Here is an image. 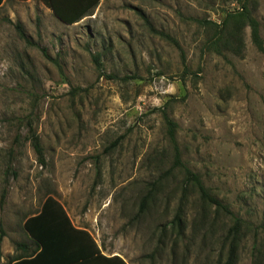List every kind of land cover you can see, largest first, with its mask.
<instances>
[{"label": "rangeland", "instance_id": "374dc122", "mask_svg": "<svg viewBox=\"0 0 264 264\" xmlns=\"http://www.w3.org/2000/svg\"><path fill=\"white\" fill-rule=\"evenodd\" d=\"M8 4L0 8L3 264L22 254L17 244L34 248L28 221L50 202L102 255L126 264H225L234 218L242 222L235 264H264V50L237 15L244 5L264 49V0H100L73 25L37 3ZM228 14L225 30L239 26V42L217 53L215 25ZM162 111L176 125L180 164L234 218L205 209L185 186ZM183 193L178 235L170 222Z\"/></svg>", "mask_w": 264, "mask_h": 264}, {"label": "trees", "instance_id": "16d2710c", "mask_svg": "<svg viewBox=\"0 0 264 264\" xmlns=\"http://www.w3.org/2000/svg\"><path fill=\"white\" fill-rule=\"evenodd\" d=\"M42 1L46 7L51 10L55 18L66 25H73L83 18L92 15V10L97 7L100 0H89L87 5L81 8L80 12H74L68 5L70 0ZM71 3L70 1V4ZM241 8L242 12H239L237 15L245 22V25L249 27L252 43L258 51L263 52V43L259 35V24L246 13L244 5ZM232 16L233 15L228 14L220 26L215 25L218 29L213 36L214 43H211L210 46H213L217 53H219L222 48L231 49L235 43L237 44L239 42V34L241 31L239 26L234 27L230 32H226L225 30ZM159 35L171 41L182 55L181 49L175 41L162 34ZM220 44L222 47H220ZM93 62L96 65L97 71L101 72L99 55L93 57ZM162 118L166 125L167 137L174 150V164L182 168L185 186H191L195 190L199 200L205 205V209L214 208L216 214L234 218V215L228 208L210 194L200 176L180 164L175 138L176 125L168 118L164 111H162ZM27 140L30 142L38 163L40 166H44L45 158L43 148L38 135L31 128L30 124L28 125ZM115 144L116 143H114V146ZM4 198L5 193L0 197V206L3 204ZM186 199L187 196L183 193L179 201L178 211L170 222V224L177 229L178 235L184 233L183 223L181 221V209ZM150 200V195L142 199L138 210L139 214H145ZM49 204L51 205L50 207H44L40 214L28 221L26 231L33 240L34 248L31 249L28 245L17 244L15 250L17 251L20 249L22 254L14 256L8 264L13 262H15V264H126L118 256L106 257L102 255L94 243L91 242L87 233H82L74 229L64 212L56 207V204L53 202ZM202 219L207 223V218L203 217ZM241 223L240 219L234 218L233 225L226 231L224 240L225 242H229V250L225 264H235L237 254L236 244L239 234L241 233ZM4 237L5 233L0 229V247Z\"/></svg>", "mask_w": 264, "mask_h": 264}, {"label": "crops", "instance_id": "0c3cea01", "mask_svg": "<svg viewBox=\"0 0 264 264\" xmlns=\"http://www.w3.org/2000/svg\"><path fill=\"white\" fill-rule=\"evenodd\" d=\"M70 1L72 2L71 4H70ZM70 1H69L68 5L74 10V12H80L81 8L85 5H87L89 0H70ZM13 2L14 3H27V4H29L31 2L37 3L43 7V9L41 8V10H43L46 14L51 13V15H53L51 10L46 7V5L44 4V2L42 0H1L0 8L4 7L5 5H9L8 3H13ZM4 239H5V237L3 238V240ZM3 240H2L1 246L3 245ZM0 252H2L0 255V264H3L4 257H7V255H6L7 253H4L3 247L2 248L0 247ZM11 264H15V262H13Z\"/></svg>", "mask_w": 264, "mask_h": 264}]
</instances>
